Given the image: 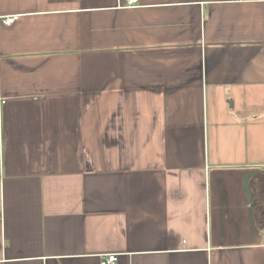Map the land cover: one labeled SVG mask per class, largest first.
Listing matches in <instances>:
<instances>
[{"label": "crops", "instance_id": "0c3cea01", "mask_svg": "<svg viewBox=\"0 0 264 264\" xmlns=\"http://www.w3.org/2000/svg\"><path fill=\"white\" fill-rule=\"evenodd\" d=\"M118 2L0 0V264H264V0Z\"/></svg>", "mask_w": 264, "mask_h": 264}, {"label": "built area", "instance_id": "2783aa9c", "mask_svg": "<svg viewBox=\"0 0 264 264\" xmlns=\"http://www.w3.org/2000/svg\"><path fill=\"white\" fill-rule=\"evenodd\" d=\"M122 1V4L120 3ZM138 0H119L118 6L122 8H128L133 5H136ZM18 19L17 16H7L1 19V23L3 26H10ZM115 255H104L99 257V264H115L116 263Z\"/></svg>", "mask_w": 264, "mask_h": 264}, {"label": "rangeland", "instance_id": "374dc122", "mask_svg": "<svg viewBox=\"0 0 264 264\" xmlns=\"http://www.w3.org/2000/svg\"><path fill=\"white\" fill-rule=\"evenodd\" d=\"M256 172H257V173H256ZM249 173H256V175H254V177L252 178V180H251L250 183H249L250 186H254L255 176H257L259 179H260V178H263V179H264V169H263V168H259V169H257V170H252V171L248 172V173L246 174V176L244 177L245 179L248 178ZM263 185H264V184H263ZM251 196H252V195H251ZM250 220H251V219H250Z\"/></svg>", "mask_w": 264, "mask_h": 264}, {"label": "water", "instance_id": "95a60500", "mask_svg": "<svg viewBox=\"0 0 264 264\" xmlns=\"http://www.w3.org/2000/svg\"><path fill=\"white\" fill-rule=\"evenodd\" d=\"M243 186H244V189H245L246 193H247L250 197H252V196L249 194V189H248V187H247V180L244 181Z\"/></svg>", "mask_w": 264, "mask_h": 264}]
</instances>
